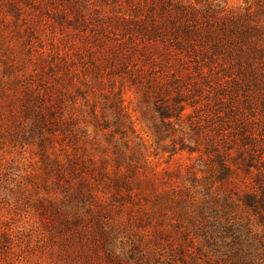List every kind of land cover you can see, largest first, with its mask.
<instances>
[{"label": "rangeland", "instance_id": "374dc122", "mask_svg": "<svg viewBox=\"0 0 264 264\" xmlns=\"http://www.w3.org/2000/svg\"><path fill=\"white\" fill-rule=\"evenodd\" d=\"M130 21L0 0V264H264L263 128Z\"/></svg>", "mask_w": 264, "mask_h": 264}, {"label": "trees", "instance_id": "16d2710c", "mask_svg": "<svg viewBox=\"0 0 264 264\" xmlns=\"http://www.w3.org/2000/svg\"><path fill=\"white\" fill-rule=\"evenodd\" d=\"M124 6L138 36L157 46L147 62L214 72L219 85H232L230 95L242 108L233 107L243 116L248 110L252 125L264 132V0L243 9L216 0H124Z\"/></svg>", "mask_w": 264, "mask_h": 264}]
</instances>
